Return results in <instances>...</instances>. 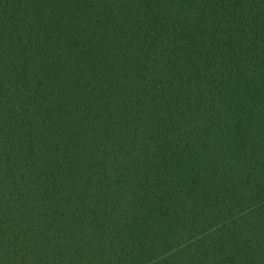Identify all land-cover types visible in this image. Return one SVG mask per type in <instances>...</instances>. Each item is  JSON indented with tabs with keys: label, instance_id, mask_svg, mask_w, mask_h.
Listing matches in <instances>:
<instances>
[{
	"label": "trees",
	"instance_id": "obj_1",
	"mask_svg": "<svg viewBox=\"0 0 264 264\" xmlns=\"http://www.w3.org/2000/svg\"><path fill=\"white\" fill-rule=\"evenodd\" d=\"M0 264H264V0H0Z\"/></svg>",
	"mask_w": 264,
	"mask_h": 264
}]
</instances>
